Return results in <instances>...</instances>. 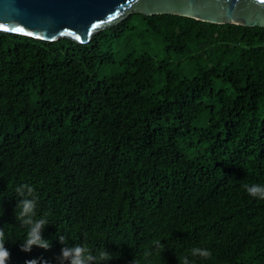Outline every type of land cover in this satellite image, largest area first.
<instances>
[{
    "label": "trees",
    "instance_id": "16d2710c",
    "mask_svg": "<svg viewBox=\"0 0 264 264\" xmlns=\"http://www.w3.org/2000/svg\"><path fill=\"white\" fill-rule=\"evenodd\" d=\"M143 24L195 69L130 54L118 74L100 44ZM163 74L157 93L150 89ZM264 28L132 14L89 43L0 32V232L6 264H57L65 243L107 264H264ZM48 213V250H20L15 188ZM64 237L62 243L60 237ZM150 254V255H149Z\"/></svg>",
    "mask_w": 264,
    "mask_h": 264
},
{
    "label": "water",
    "instance_id": "95a60500",
    "mask_svg": "<svg viewBox=\"0 0 264 264\" xmlns=\"http://www.w3.org/2000/svg\"><path fill=\"white\" fill-rule=\"evenodd\" d=\"M132 14L264 28L261 0H0V32L87 44L94 34Z\"/></svg>",
    "mask_w": 264,
    "mask_h": 264
},
{
    "label": "clouds",
    "instance_id": "9594fccd",
    "mask_svg": "<svg viewBox=\"0 0 264 264\" xmlns=\"http://www.w3.org/2000/svg\"><path fill=\"white\" fill-rule=\"evenodd\" d=\"M249 197L264 200V185L251 184L244 186ZM15 195L19 198L16 207L15 218L26 229V236L20 244V250L25 253L31 252L33 247L48 250L50 242L43 238L42 232L48 226V213L37 214V203L34 196V189L29 184H22L15 188ZM62 243H65L64 237H60ZM150 255V254H149ZM212 253L207 248L192 247L188 255L183 256L181 264H196L197 260H208ZM10 253L5 247L4 234L0 232V264H6ZM112 256L106 251L93 253L86 245H67L61 250V255L57 264H107ZM29 264H36V261H30ZM46 264V262H43Z\"/></svg>",
    "mask_w": 264,
    "mask_h": 264
},
{
    "label": "rangeland",
    "instance_id": "374dc122",
    "mask_svg": "<svg viewBox=\"0 0 264 264\" xmlns=\"http://www.w3.org/2000/svg\"><path fill=\"white\" fill-rule=\"evenodd\" d=\"M132 30L126 32L124 35L117 38L108 37V40H104L100 44V50L103 54H110L112 62H105V64L99 66L95 75L98 80L106 76L118 74L121 69L119 63L128 55H142L147 54L158 61H165L168 64V68L174 74L182 78H191L194 75V66L185 58L179 57L173 53L165 52V45L163 41L152 33H149L143 24H132ZM163 74H156L153 80L151 93H157L162 87ZM260 115H264V109L260 110Z\"/></svg>",
    "mask_w": 264,
    "mask_h": 264
},
{
    "label": "snow or ice",
    "instance_id": "6c2138e0",
    "mask_svg": "<svg viewBox=\"0 0 264 264\" xmlns=\"http://www.w3.org/2000/svg\"><path fill=\"white\" fill-rule=\"evenodd\" d=\"M261 3H264V0H261ZM17 31H22V29H20V30H17Z\"/></svg>",
    "mask_w": 264,
    "mask_h": 264
}]
</instances>
